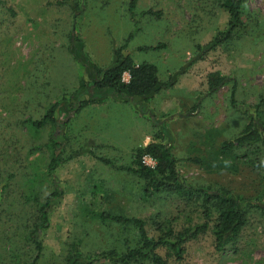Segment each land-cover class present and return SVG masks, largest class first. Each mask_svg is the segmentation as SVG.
<instances>
[{
    "label": "rangeland",
    "instance_id": "1",
    "mask_svg": "<svg viewBox=\"0 0 264 264\" xmlns=\"http://www.w3.org/2000/svg\"><path fill=\"white\" fill-rule=\"evenodd\" d=\"M129 1L0 0V264H23L32 254L25 236L37 205L30 198L43 203L53 190L61 196L39 234L36 264H116L100 254L135 248L138 230L101 213L142 219L153 238L160 235L154 221L175 230L202 223L197 208L175 196L144 199L140 181L118 169L158 132L188 185L225 189L249 206L231 250L215 249L210 228L186 243L181 260L158 250L164 264H264V151L257 142L222 150L264 100V0H247L239 38L209 48L228 20L217 0H137L135 23ZM129 36L125 52L154 64L169 87L144 98L94 89V66L108 67ZM155 45L163 47L138 51ZM214 78L222 83L210 86ZM82 101L92 103L77 112ZM53 103L56 126H28ZM256 112L264 124V104ZM51 137L63 158L54 177L47 172Z\"/></svg>",
    "mask_w": 264,
    "mask_h": 264
},
{
    "label": "trees",
    "instance_id": "2",
    "mask_svg": "<svg viewBox=\"0 0 264 264\" xmlns=\"http://www.w3.org/2000/svg\"><path fill=\"white\" fill-rule=\"evenodd\" d=\"M137 0H130L128 11L134 23L138 22L137 15L134 13ZM247 0H217L219 7L227 14L226 29L215 36L210 46H220L240 37L241 31L245 27L243 16L245 14V5ZM145 14H152L150 11ZM142 13V15L144 14ZM113 51V62L106 68L94 66L93 87L96 90H107L115 95H123L130 98L149 97L163 87H169V84H162L158 77V70L154 64L141 62L135 63L131 56L125 52L128 41ZM163 45L145 46L138 48V51L158 50ZM124 74L129 75L127 82L123 80ZM210 86L222 83L221 78H214L209 81ZM80 89H84L83 82L80 83ZM233 92L231 95V104L234 106ZM90 101H82L80 108L86 107ZM264 104L260 100L255 106L254 111L247 116L249 118L246 129L231 140L222 144V150L228 151L238 146L250 145V143H259L264 151V124L260 123L257 117V110ZM59 103H53L45 116L38 120H27L29 127L38 131L47 125L56 126L55 113ZM53 137L49 141V163L47 172L54 177V172L63 161ZM258 152V150H257ZM76 154H71L67 159L73 158ZM91 155L97 161L106 166H114V163L103 157ZM256 155V153L254 154ZM150 157L154 161V166L150 167L144 163L143 158ZM254 166L259 167L257 163ZM118 169L129 175L135 176L141 183V189L144 199H151L160 196H175L182 203L192 205L197 208L203 222L196 223L192 227L183 230H175L170 221L153 222V227L160 235L156 238L150 237L146 229V222L142 219L127 218L123 216H111L101 213L103 220H108L118 225H132L137 228L139 242L135 248L127 249L123 254L116 256L112 252H104L100 257L116 264H136L145 261L150 264H164V260L159 255L158 250L165 249L176 260H181L185 245L189 241H194L200 234L205 233L211 228L215 242V249L219 252L227 248L231 250L241 230L247 224V205L244 201L233 197L227 190H210L208 188H195L188 185L180 175L172 149L163 141V135L158 132L152 137L146 146H140L134 149L131 162L126 166H120ZM61 196V193L53 190L48 193L43 203H39L36 198H30L37 205V220L27 229L25 238L32 248V254L28 255L23 264H36L42 251V244L39 241V234L48 227L49 211L52 201ZM244 202V203H243ZM260 209L264 214V206ZM227 249V251H228ZM236 252V250H233ZM76 258V257H75ZM73 264H89L90 262H78L71 260Z\"/></svg>",
    "mask_w": 264,
    "mask_h": 264
},
{
    "label": "built area",
    "instance_id": "3",
    "mask_svg": "<svg viewBox=\"0 0 264 264\" xmlns=\"http://www.w3.org/2000/svg\"><path fill=\"white\" fill-rule=\"evenodd\" d=\"M125 75V74H124ZM128 75V74H127ZM128 77H129V75H128ZM123 80H124V76H123ZM125 81V80H124ZM128 81V80H127ZM127 81H125V82H127ZM143 160H144V163L147 165V166H150V167H153L154 166V161L150 158V157H148V156H145L144 158H143Z\"/></svg>",
    "mask_w": 264,
    "mask_h": 264
}]
</instances>
